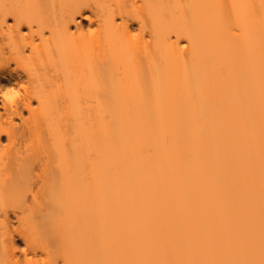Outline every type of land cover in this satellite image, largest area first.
<instances>
[{
  "label": "bare ground",
  "instance_id": "obj_1",
  "mask_svg": "<svg viewBox=\"0 0 264 264\" xmlns=\"http://www.w3.org/2000/svg\"><path fill=\"white\" fill-rule=\"evenodd\" d=\"M48 1L0 0V264H264V0Z\"/></svg>",
  "mask_w": 264,
  "mask_h": 264
},
{
  "label": "rangeland",
  "instance_id": "obj_2",
  "mask_svg": "<svg viewBox=\"0 0 264 264\" xmlns=\"http://www.w3.org/2000/svg\"><path fill=\"white\" fill-rule=\"evenodd\" d=\"M43 1V3L45 4V3H48L49 1L48 0H42ZM79 19H81L82 20V22L84 23L83 25H85V26H91L90 24V22L91 21H89L88 19H85V18H81V17H79ZM13 91V90H12ZM11 90H6V93L8 94V97H13V96H16V93L18 92V91H16L15 92V90L12 92ZM18 94V93H17ZM60 112V114H59V116H60V118H61V120H63V119H65V120H72L71 118H72V113H71V110L70 109H68L67 107L65 108H61V110L59 111ZM70 118V119H69ZM29 137H31V136H29ZM29 137H27L26 138V141H29V143L28 142H25L26 144L28 143V144H30V142L32 143L33 142V140L35 139V137L37 138V136H33L32 135V137L30 138L31 140H28L29 139ZM39 139V138H38ZM37 140V139H36ZM36 140H34V142L32 143V144H36ZM14 223H15V226L17 227V228H19V229H21L22 227H21V225H20V223L18 222V221H14ZM19 243V242H18ZM23 244V243H22ZM18 253L19 254H21L22 253V249H21V247L18 249Z\"/></svg>",
  "mask_w": 264,
  "mask_h": 264
},
{
  "label": "snow or ice",
  "instance_id": "obj_3",
  "mask_svg": "<svg viewBox=\"0 0 264 264\" xmlns=\"http://www.w3.org/2000/svg\"><path fill=\"white\" fill-rule=\"evenodd\" d=\"M5 96H6V98H10V97H8V94L7 93H5Z\"/></svg>",
  "mask_w": 264,
  "mask_h": 264
}]
</instances>
